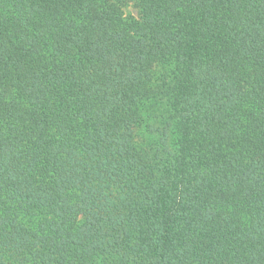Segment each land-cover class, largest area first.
Listing matches in <instances>:
<instances>
[{"label":"trees","instance_id":"trees-1","mask_svg":"<svg viewBox=\"0 0 264 264\" xmlns=\"http://www.w3.org/2000/svg\"><path fill=\"white\" fill-rule=\"evenodd\" d=\"M0 264H264V0H0Z\"/></svg>","mask_w":264,"mask_h":264},{"label":"rangeland","instance_id":"rangeland-1","mask_svg":"<svg viewBox=\"0 0 264 264\" xmlns=\"http://www.w3.org/2000/svg\"><path fill=\"white\" fill-rule=\"evenodd\" d=\"M124 13H125L126 16H134V17H136V15H137V11L131 5H129V6L124 8Z\"/></svg>","mask_w":264,"mask_h":264}]
</instances>
